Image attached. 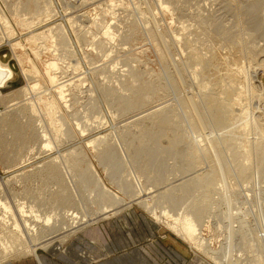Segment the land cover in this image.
Returning <instances> with one entry per match:
<instances>
[{"label": "rangeland", "instance_id": "obj_1", "mask_svg": "<svg viewBox=\"0 0 264 264\" xmlns=\"http://www.w3.org/2000/svg\"><path fill=\"white\" fill-rule=\"evenodd\" d=\"M34 1L0 0V13L5 14L10 22V28L14 29L8 36L2 26L0 27V60L15 73L14 80L0 90V201L8 207L11 219H24L20 214L22 209L27 212L34 210L42 216L59 215L57 226L60 227L55 226L53 230L45 229L47 234L57 231L54 233V239V236H51L53 243L50 245L59 241L68 242L83 232L85 228L76 233L71 232L72 230L64 232V229H61L70 223L72 225L70 212L73 210L79 217L86 215L93 218L99 209L96 190L93 187L86 189L83 177L77 176V173L73 174L67 166L69 165L67 159L69 161L72 153L81 148L80 151L86 153L88 160L94 165L110 191L126 199L125 189L133 193L137 189L141 198L150 204L158 203L163 198L165 190H161L163 188L161 183L163 179L173 174L171 169H186L183 167L186 165L188 168L189 162H192L190 160L194 149L192 150V147L188 149L186 145L188 136L190 137V134L192 136L194 130H197L196 132L207 135L205 139L208 138L203 145L206 146V150L202 147L205 151L200 148L198 153L203 162L191 163L193 174L186 177H176L173 174V179L170 178L171 180L165 184V193L172 195L174 184L186 185L187 180L192 181L194 177L200 178L201 175L209 176L206 179V186L204 189L198 188L200 193H194L193 196L197 188L190 190L192 194L190 191L180 193L181 195L178 193L177 205L166 204L164 207L166 210L179 209L186 199L183 204H187V201L190 203V212H198V216L203 218L209 215L210 218L205 219L203 235L212 239L213 249H221L227 237H230L236 251H239L234 260L239 259L242 264H264V144L258 142L264 140V0H36L37 16L42 8L48 16L39 14L40 18L35 20V23L33 16L29 14L31 11L25 7L33 5ZM7 2L13 6L18 3L21 6V16L12 15ZM164 4L171 7V12L161 10ZM25 9L27 11H24ZM23 21L34 24L28 29L20 24ZM59 27L63 28L64 35H67L69 49L67 46H59V43L54 45L55 38L43 39L51 29L56 34ZM108 28L113 32V38L115 37L112 42L108 37L103 38ZM174 36L180 39L178 43L172 40ZM44 44L48 50L43 48ZM38 49L40 57L36 58L34 50ZM163 51L166 53L163 54ZM52 59L61 65V72H57L59 80L66 84L70 82L66 91L69 95H66L68 101H61L56 88L47 80L42 81L41 88L37 90L38 94L32 91L27 93L28 96H25V93L21 94L22 90L30 88L23 75L24 69L36 65L41 73L44 63ZM76 84L84 87H76ZM39 96L46 100L55 98L59 102L61 112L57 113L56 118H62L67 128L72 129L70 125L75 128L76 122L89 126L85 135L80 136V131L76 127L75 137L69 139L62 136L58 142L44 113L46 106L39 102ZM123 97L128 100L129 106L124 103L125 100L121 101ZM131 98L136 103L132 107ZM32 101L36 103L37 109H40L37 115L26 109ZM67 103L69 105L65 107ZM129 107L132 109L128 110ZM160 108L161 110L164 108L163 112H166L162 115H168L167 118L171 116L170 120L174 121L175 115L178 117L175 124L169 120L172 125L168 126L176 127L171 128L173 132L166 126L169 123L164 127L162 123L164 120L157 122V118L152 115ZM194 113L199 121L195 126L190 122L195 118ZM141 120L142 122L138 123ZM149 123L157 125H152V128ZM44 126L48 127L47 132L52 133L51 140L58 142L53 143L50 148L52 150L44 146L45 141L41 135L43 133L41 131L44 130L41 127ZM154 127L160 135L154 132ZM215 129L220 131L215 132ZM147 130L151 133L146 132ZM179 130L181 134L185 130L186 132L181 136ZM212 130L217 134H212ZM128 131L130 139L127 137L128 133L125 137L123 134ZM227 132L231 134H225ZM161 133L165 137L170 136V133L172 136L177 133L181 137L178 150L175 148L177 152L179 151V157L171 160L165 155L170 149H164V155L161 153L163 150L158 149L155 154L160 153L158 155L160 160H165L159 169L152 171L150 168L153 166L150 167L149 163L155 159L153 153L156 150L153 152L152 149L155 147L151 148L150 145L155 142L154 137H162ZM152 135L154 136L150 137ZM218 135L223 137H220L223 140L225 138L224 142L218 140L220 139ZM139 137L141 139L144 137L143 140L147 138L144 141L148 143H139L143 140L137 142ZM244 141L250 147L262 146V150L256 153L257 155L252 154L255 147L243 151L241 143ZM90 142L93 143V147L89 148L85 144ZM153 145L155 146L154 143ZM216 146L219 149L217 158L221 167L220 172L213 171L215 163L212 156L208 158L209 155L208 157L205 155L207 150L215 152ZM148 150L152 155L149 157L150 160L147 157L150 154L146 153ZM70 152L72 155L68 154ZM57 157L59 160L54 161ZM147 160L149 163H145L144 170L151 174L150 177L138 174L140 167L143 170V161ZM86 164L83 162L82 166L85 168ZM52 165H57L61 171L60 176L63 177L61 180L59 177L56 179V176L41 172ZM45 174L48 176H44ZM127 180L133 182L129 187H125ZM119 187L123 188L124 192L120 191ZM196 195L198 197L192 202L194 200L192 197ZM159 207L164 208L161 204ZM126 212H143L163 231L179 239L182 246L188 250L189 257L196 258L197 254L203 256L166 225L157 223L155 217L142 206L133 204L119 216ZM115 218L110 217L107 220ZM31 219L32 217L26 218L32 223H37L34 218ZM4 229L6 233L2 232ZM9 230L6 227L0 228V238L4 236L3 238L11 244L13 239ZM46 232L42 233L43 235L39 233L37 237L47 236ZM59 234H62L61 237ZM0 248V264L31 255L21 253L11 256L10 253H4L3 247Z\"/></svg>", "mask_w": 264, "mask_h": 264}, {"label": "bare ground", "instance_id": "obj_2", "mask_svg": "<svg viewBox=\"0 0 264 264\" xmlns=\"http://www.w3.org/2000/svg\"><path fill=\"white\" fill-rule=\"evenodd\" d=\"M19 1V0H18ZM4 2H6V0H4ZM8 3V2H7ZM163 4V3H162ZM7 5V4H6ZM113 6V5H112ZM7 7V6H6ZM8 7H9V9L11 10L10 12L12 13V15H19V16H21L20 14V8H21V6L20 5H18V3H16L14 6L13 5H11L10 3H8ZM26 7V9H27V7L29 8V11H31V13H29V14H31L33 17V20H34V23H35V20H39V18H40V16L42 15V16H44V14H47L46 12H45V9H41V12L39 13L40 14V16H39V14H38V16H37V11H38V9H37V1L35 0L34 1V4L33 5H31V6H25ZM24 10V11H27V10ZM161 10L162 11H170L171 12V7L168 5V4H164V5H162L161 6ZM47 11V10H46ZM2 12V11H1ZM173 12V11H172ZM26 14V13H25ZM172 14V13H171ZM47 16H48V14H47ZM86 16V15H85ZM34 23H29V22H27V21H23V22H21L20 24L21 25H23V26H26V27H28V29L29 28H31V25L32 24H34ZM134 25V24H133ZM2 26V28L4 29V32H5V34H8V36L10 35L9 33L10 32H12V31H14V29L12 30L11 28H10V22L8 21V18L5 16V14H2V13H0V27ZM74 26V25H73ZM75 27V26H74ZM111 28V27H110ZM110 28H108L106 31H105V35L106 36H104L103 38H105V37H108V39L110 38V40L109 41H111V40H114V38H113V32H111V29ZM158 28V27H157ZM77 29V28H76ZM64 30H63V28H61V27H59L58 29H57V33L56 34H54L53 33V29H51L49 32H48V34H45V38H43V39H45V40H48V39H53V38H55L56 40H52L53 41V43H54V45H58V43H59V46H61V47H65V46H69L68 44H69V42H68V38L64 35L65 34V32H63ZM2 32V31H1ZM161 32H163V31H161ZM168 32V31H167ZM3 34V33H2ZM44 34V33H43ZM104 35V34H103ZM153 35H154V33H153ZM157 35V34H156ZM176 35V34H175ZM80 37V36H79ZM79 37H77V39L79 38ZM83 38V37H82ZM85 38V37H84ZM59 39H60V41H59ZM81 39V38H80ZM156 39V38H155ZM167 39V38H166ZM79 40V39H78ZM82 40V39H81ZM175 43H178L179 42V38L177 37V36H174V38L172 39ZM56 41V42H55ZM59 41V42H58ZM83 41V40H82ZM112 42V41H111ZM157 42V41H156ZM155 43V42H154ZM162 44V43H161ZM17 46V45H16ZM15 46V47H16ZM53 46V45H52ZM43 48L45 49V48H47V47H45V44L43 45ZM63 49H67V48H63ZM68 49H69V47H68ZM67 49V50H68ZM43 50V49H42ZM47 50H48V48H47ZM50 50H52V48L50 49ZM70 51V50H69ZM43 52V51H42ZM34 53H35V56H36V58H39L40 57V50L38 49V50H34ZM164 53H166V51H163V54ZM34 63V62H33ZM35 64V63H34ZM61 65L59 66V64L56 62V60L54 61V59H52L51 61H48V62H46V63H44V65H43V67H42V71H41V73H40V71H39V69H37V67H36V65L34 66H29L28 68H26V69H24V77H25V79H26V81H28V83H29V86H30V88H26V89H24V90H22L23 92H21V94L22 93H25V96L27 95L28 96V94L27 93H30L31 91L32 92H36L37 93V90L38 89H40L41 88V86H42V81L43 80H47V81H49L50 82V84L53 86V88L55 87L56 88V92L58 93V95H59V99H61V101H63V102H67L66 101V95H68L67 93H66V91H67V89H68V87L70 86L69 84H70V82H68L69 84H66V82H61L60 80H59V77H58V73L57 72H59L60 70H61ZM79 69V68H78ZM120 71V70H119ZM118 71V72H119ZM240 71H242V70H240ZM61 72V71H60ZM75 72V71H74ZM79 72V71H78ZM96 72V71H95ZM131 72V71H130ZM121 73V72H120ZM95 74V73H94ZM113 74V73H112ZM111 74V75H112ZM237 76V75H236ZM64 77V76H63ZM113 77V76H112ZM130 77V76H129ZM14 78H15V73H14V71H12L11 69H8V65H6V64H4L1 60H0V90L1 89H4V88H6L7 86H8V84L12 81V80H14ZM137 78V77H136ZM236 78H239V77H236ZM61 79V78H60ZM82 79V78H81ZM105 80V79H104ZM120 80V79H119ZM132 80V79H131ZM239 80V79H238ZM240 80H241V78H240ZM82 81V80H81ZM103 81V80H102ZM133 81V80H132ZM84 82H86V81H84ZM83 82V83H84ZM252 82V81H251ZM81 83V82H80ZM73 84V83H72ZM124 84V83H123ZM116 85V84H115ZM118 85V84H117ZM121 85V84H120ZM51 86V87H52ZM83 86V85H82ZM82 86H77V84H76V87H79V88H82ZM122 86V85H121ZM75 86H74V88H76ZM84 87V86H83ZM109 87V86H108ZM142 88V87H141ZM77 89V88H76ZM75 89V90H76ZM77 90H81V89H77ZM90 92V91H89ZM102 92V91H101ZM56 93V94H57ZM38 94V93H37ZM73 94V93H72ZM182 94V93H181ZM24 95V94H23ZM74 95H75V93H74ZM125 95V94H124ZM69 96V95H68ZM127 96H128V92H127ZM242 97V96H241ZM108 98H109V96H108ZM129 99H130V97H128ZM189 98V97H188ZM243 98H244V96H243ZM132 99V98H131ZM192 99V98H191ZM190 99V100H191ZM38 100H39V102L41 103V104H44L45 106H46V112H44L45 114H46V117H48V119H49V123H50V126L52 127V129H53V131L55 132V134H54V136L56 135V137H57V139H56V137H54L56 140H58V142H60V137H67V138H72V137H75L77 134H76V132H75V128L76 129H78V131H80V136H84L85 135V133L87 132V128L89 127H86L85 125H82L83 123H81V122H76L75 123V128L73 127V126H71L70 125V127H72V129H70L69 127L67 128V125L65 124V122L62 120V118H56V116H57V113H59V112H61L60 111V105H59V102L54 98L53 100H52V98L50 99V100H46L43 96H39L38 97ZM124 101V103L125 104H127V99L126 98H122L121 99V101ZM133 100V99H132ZM132 100H130V101H132ZM129 101V102H130ZM136 101V100H135ZM185 101V100H184ZM242 101V100H241ZM30 102V101H29ZM133 102H134V100H133ZM133 102L131 103V106L130 107H132V105H134L135 106V102H134V104H133ZM185 102H188V100L187 101H185ZM192 102V101H191ZM69 103V102H68ZM67 103V106H65V107H68V104ZM70 103H71V101H70ZM119 103V102H118ZM123 103V104H124ZM238 103H240V102H238ZM36 103H34L33 101L31 102V103H29L28 104V106H26V109H30V111L31 112H33V113H35L34 115H37L36 113H38V111L40 110H38L37 109V107H36V105H35ZM129 104L130 103H128L127 104V106H129ZM191 104V103H190ZM109 105V104H108ZM181 105V104H180ZM185 105H186V103H185ZM133 106V107H134ZM187 106V105H186ZM191 106V105H190ZM122 107V106H121ZM125 107V106H124ZM129 107V108H130ZM138 107V106H137ZM185 107V106H184ZM70 108V107H69ZM136 108V107H135ZM187 108H188V106H187ZM191 108V107H190ZM120 109V108H119ZM121 109H123V107L121 108ZM127 109V108H126ZM132 108H130V109H128V110H131ZM164 109V108H163ZM163 109L161 110V108H160V110L159 111H157V112H154V113H152V115L153 116H155V119H156V121L157 120H164L162 123H164V127H168L169 128V130H171L172 131V129L171 128H174V127H170L172 124H171V122L169 123V118H171V116H169V118H167L166 116H168V115H162L163 113H166L165 111L163 112ZM124 110H125V108H124ZM149 110V109H148ZM165 110V109H164ZM189 110V109H188ZM156 111V110H155ZM169 111V110H168ZM170 111H172V109H170ZM173 111H174V109H173ZM43 113V112H42ZM169 113V112H168ZM143 114V113H142ZM192 114V113H191ZM189 115L190 117L192 116V115ZM33 115V116H34ZM139 115V114H138ZM151 115V116H152ZM172 115V114H171ZM178 115V114H177ZM185 115V114H184ZM195 115V113L193 114V116ZM73 116H76V117H78L79 118V116H77V115H73ZM149 116V115H148ZM85 117H86V115H85ZM173 118H174V121L171 119L170 121H173L172 123L173 124H175V120H176V122H178V117L176 118V115L175 116H173ZM180 118V117H179ZM75 119V118H74ZM87 119V118H86ZM166 119V120H165ZM167 119H168V121H167ZM191 119H193L192 117H191ZM199 119V118H198ZM76 120V119H75ZM79 120V119H78ZM189 121H190V118L188 119ZM213 120V119H212ZM37 121V120H36ZM81 121V120H80ZM100 121V120H99ZM73 122V121H72ZM101 122V121H100ZM99 122V123H100ZM140 122H142V120L141 121H138V123H140ZM158 122V121H157ZM192 124H193V126H195V124H197V122H199L198 120H197V117H196V115H195V118L193 119V120H191L190 121ZM41 123V122H40ZM146 123V122H145ZM167 123H169V124H167ZM86 124V123H85ZM131 124V123H130ZM134 124V123H133ZM135 124H136V122H135ZM150 124V123H149ZM154 124H156V123H154ZM154 124H152L153 126H154ZM165 124H167L166 126H165ZM183 124V123H182ZM220 124H222V123H220ZM87 125V124H86ZM151 125V124H150ZM152 125H151V127H152ZM157 125V124H156ZM168 125H170V126H168ZM41 126V125H40ZM137 126V125H136ZM219 126V125H218ZM91 127V126H90ZM131 127V126H130ZM133 127H134V125H133ZM139 127V126H138ZM138 127L136 128V129H138ZM150 127V126H149ZM162 127H163V124H162ZM163 127V128H164ZM178 127V126H177ZM42 129H44V130H42L41 132H43L41 135H43L42 136V139L44 138V141H45V143H44V146L47 148V149H50V148H52V146H53V143H58L57 141H52L51 139H53L52 138V133L50 134V132H47V129L46 128H48V127H46L45 128V126H44V128L43 127H41ZM65 128H67V130H65ZM153 128V127H152ZM151 128V129H152ZM160 128V130L162 129L161 128V126L159 127ZM176 128V127H175ZM174 128V129H175ZM182 128V127H181ZM184 128V127H183ZM182 128V129H183ZM194 128V127H193ZM46 129V130H45ZM89 129V128H88ZM129 129V128H128ZM146 129H148V128H146ZM154 132L156 131V129L157 128H155L154 127ZM165 129V128H164ZM185 129L187 130V128L185 127ZM190 129V128H189ZM220 129V128H219ZM51 130V129H50ZM149 130H150V128H149ZM149 130H147L146 132H148ZM159 130V131H160ZM186 130L184 131V132H186ZM217 129H215L214 131L215 132H217L216 131ZM221 130V129H220ZM219 130V131H220ZM223 130V129H222ZM49 131V130H48ZM72 131H74V133L72 132ZM132 131V130H131ZM140 131L141 130H139V136H141L140 135ZM151 131H153V130H151ZM182 131V130H181ZM192 131L193 130H191V133H192ZM197 131V130H196ZM195 130H194V132L192 133L193 135L191 136V134H190V137L188 136V144L186 145V147L189 149V148H191L192 147V150H193V152H192V155H191V160L190 161H192V162H189V159H188V162H189V164L191 165V163L193 164V163H198L199 164V162L200 161H202L203 162V160H200L201 159V157L199 156V150H200V148L202 149V150H204L205 149V147H203V145L205 144V142L207 141V139H205L206 137H207V135H205V134H202V133H200V132H196ZM210 131V130H209ZM218 131V132H219ZM40 132V133H41ZM142 132H143V130H142ZM150 132V131H149ZM157 132V134L158 135H160V132H158V130L156 131ZM155 132V133H156ZM161 132H163L164 133V131H161ZM167 132H168V129H167ZM173 132V131H172ZM171 132V133H172ZM177 132V131H176ZM179 132H180V130H179ZM184 132L181 134V132H180V135L182 136L183 134H184ZM51 135L50 137H49V134ZM127 133H128V135H127ZM131 133V132H130ZM151 133V132H150ZM149 133V134H150ZM154 133V134H155ZM163 133H161V135H162V137L160 136V137H154V141L155 142H152V144L150 145V147L151 146H153V147H155V149L153 150L152 149V151L154 152L155 150H156V152H154L153 154H155V153H157V151H158V149L160 150V151H162L161 153H163L166 149H170V151L168 152V150H167V152L165 153V155H167L168 157H170V159L171 160H173L174 158H177V157H179V151L177 152L176 150H178L177 149V147L178 146H180V143H181V137L180 136H178V134L177 133H175L174 134V136H172L171 135V133H170V136L168 135V137H165L164 135H163ZM224 133V132H223ZM231 134V132H227V133H225V134ZM124 134V137L127 135V137H129L128 139H130L131 137L129 136V131L128 132H126V133H123ZM156 134V135H157ZM168 134V133H167ZM212 134H215L214 132H213V130H212ZM217 134V133H216ZM215 134V135H216ZM121 135H122V132H121ZM132 135H133V133H132ZM138 135V134H137ZM137 135H135L136 137H137ZM219 135H221V133H219ZM219 135H218V138H220L219 137ZM223 135V134H222ZM118 136V135H117ZM134 136V135H133ZM144 136V135H143ZM154 135H152V136H150V137H153ZM64 137V138H65ZM127 137H126V139H127ZM226 137H228V136H226ZM232 137V136H231ZM121 138H122V136H121ZM134 138V137H133ZM132 138V139H133ZM139 138H140V140H139ZM138 138V140H137V142H139V141H141V140H143V138L144 137H142V139H141V137H139ZM215 138H217V136L215 137ZM221 138H223V137H221ZM218 139V140H223V139ZM75 139V138H74ZM124 139V138H123ZM131 139V140H132ZM145 139H147V138H145ZM144 139V140H145ZM183 139V138H182ZM230 139V138H229ZM229 139H228V141H229ZM234 139V138H233ZM233 139H231V140H233ZM65 140V139H64ZM122 140V139H121ZM134 141H136L135 140V138L133 139ZM142 141V142H139V143H144L145 142V144H147L146 143V141ZM214 140H216V139H214ZM224 140H225V138H224ZM224 140H223V142H224ZM113 141V140H112ZM125 141H127V140H125ZM128 141H130V140H128ZM134 141H133V143H134ZM153 141V140H152ZM149 142H151V141H149ZM208 142H209V140H208ZM215 141H213V143H214ZM216 142H218L217 140H216ZM234 142H235V140H234ZM258 142L259 143H262V144H264V140L262 141L261 140V142L258 140ZM136 143V142H135ZM153 143L155 144V146L153 145ZM212 143V142H211ZM125 144H127V143H125ZM130 144V143H129ZM132 144V143H131ZM130 144V145H131ZM207 144V143H206ZM216 144V143H215ZM225 144H227V142L225 143ZM242 144V148H243V151H245V150H247V149H250L251 147H255V149L254 150H252V154H254L255 153V155H257L256 153H258L260 150H262V146H248V144H247V142H242L241 143ZM85 145H87L89 148L90 147H93V143L92 142H90V143H86ZM133 145V144H132ZM131 145V146H132ZM144 145V144H143ZM143 145L141 146V147H143ZM216 145H218V144H216ZM129 146V145H128ZM134 146V145H133ZM208 147H209V144L207 145ZM212 146V145H211ZM111 147V146H110ZM141 147H139V148H141ZM204 149H203V148ZM228 147H229V145H228ZM228 147H227V149H228ZM138 148V149H139ZM152 148V147H151ZM175 148H176V150H175ZM214 148H217L216 150L214 149ZM213 149L215 150V152L214 151H212V150H207L206 151V156L208 157V155H209V157L208 158H210L211 156H212V159H213V163H215V167L213 166V171L214 170H217L218 172H220L219 170L221 169V167L218 165V163H219V159L217 158V155H218V157H219V154H218V151H219V149H218V147L216 146V147H214ZM131 149V148H130ZM142 149V148H141ZM165 149V150H164ZM50 150H52V149H50ZM77 150V151H76ZM75 151H74V153H72V152H70V153H68L69 155H72V157L70 158V160L68 161V159H67V162H68V164L69 165H67L68 166V168L71 170V171H73V174H75V173H77L76 175L78 176V175H81V178L83 177V179H84V182H85V188L87 189V188H89V189H91V187H93L95 190H96V192H97V197H96V201H97V203H98V205H99V209H98V212L95 214L94 213V217L92 218V216L91 217H89V216H86V215H84L83 217H79V215L77 214V213H75L74 212V210H73V212H70L71 213V216H72V219H70L71 220V222H72V225H71V223H70V225L68 224L67 226H64V228H61L62 230L64 229V232L65 231H69V230H72L71 232H75L76 233V231H78V230H80L81 231V229H84V228H86L87 227V229H91V228H93V227H96L98 224H99V222H101V221H103V220H107V218H110V217H118L119 215H120V213H122L124 210H126V209H128V208H130L133 204H137V205H140V206H142L144 209H146L147 211H149L148 213H150L151 215H153L154 217H155V219H156V221H157V223H159V224H164V225H166L169 229H171L173 232H175L179 237H181L184 241H187L188 243H190V245H192L195 249H197L200 253H202V255L203 256H200V255H198L197 254V256H196V258L193 260V263L194 264H211L210 262H212L213 264H242L241 262V260H239V259H235L234 260V257L235 256H237V254L239 255V251L237 250L236 251V249H235V247H234V245H233V242H232V238H230V237H227V240H226V242L223 244V247L221 248V249H219V250H215V249H213L212 248V239H208V238H205L204 237V235H203V230H204V228H205V226H206V218L208 219V218H210L209 217V215L207 216V217H205V218H203L202 216L201 217H199L198 216V212H190V209H191V206H190V203L188 204V201H187V204H183L184 202H185V200H183L184 202L182 203V205H181V207H179V209H176V210H173V209H171V210H166L165 209V207H164V205H166V204H169V205H172V206H176L177 205V196H176V194H180V193H187V192H189L190 190H195L196 188H197V190H195L194 192H193V194H192V192H191V194H192V196L193 195H195L194 193H200V190H198V188H200V187H203V189H204V187L206 186L205 185V183H206V179L209 177V176H203V175H201L200 176V178H196V177H194L193 179H192V181L191 180H187L185 183H186V185L184 184L183 185V183H178V184H174L175 186H173V193H172V195H170V194H166L165 193V190H166V187H165V184L166 183H168L169 182V180H171V179H173L172 177H174V175L173 174H175V176L177 177V176H181V177H183V176H188V175H190V174H193V172H192V168H193V165L192 166H190L189 165V167L187 168L186 167V165L183 167V168H186V169H180V168H178V169H175V170H172L171 169V171H172V175L170 174L169 175V177L168 178H166V179H163V181H162V183H161V186L163 187L161 190H163V189H165L164 190V194H163V198L160 200V202H158V203H153V204H150L149 202H147L146 200H144V198H141L139 195H141L138 191H137V187H135V189H136V191H134V193L131 191V190H129V189H125V190H127V192H124V190H123V188H118L120 191H123L124 193H125V195L127 196L126 197V199L125 198H122V197H120V196H118L117 194H115V193H113L112 191H110L109 189H108V187L105 185V183L103 182V180L101 179V177L99 176V174H98V172L96 171V169H95V167H94V165L92 164V163H90V161L88 160V157H87V155H86V153L84 152H81L82 151V148L79 150V149H76ZM79 150V151H78ZM84 150V149H83ZM150 151H151V149H149ZM149 150H148V152H146L147 154L149 153ZM191 150V151H192ZM206 150V149H205ZM204 150V151H205ZM114 151V150H113ZM151 151V152H152ZM212 151V152H211ZM118 152V151H117ZM138 152V151H137ZM151 152L149 153L150 154V156H147V154H145L148 158L149 157H152V155H151ZM72 153V154H71ZM187 152H185V154H186ZM191 153V152H190ZM204 153V152H203ZM119 154V153H118ZM118 154H116V155H118ZM143 154V153H142ZM160 154V153H159ZM158 154V155H159ZM122 155V154H121ZM157 154H155V156H153V158H155L153 161H150L151 163H149L148 162V160H147V162H145V161H143V170H142V167H140L141 169H140V173H138L139 175L141 174V176H143L144 174H146V175H148L149 177H150V173H148V172H146V170H144V166H146L145 165V163H149L150 165V167L151 166H153V168H150V170H154V169H159V166L160 165H162L163 163H164V160L162 161V159L160 160V158H159V156H158ZM163 155H164V153H163ZM204 155V154H203ZM204 155V156H205ZM262 155H263V153H262ZM261 155V156H262ZM83 156V157H82ZM131 156V155H130ZM145 156V157H146ZM67 157H68V155H67ZM70 157V156H69ZM119 157V156H118ZM128 157V156H127ZM142 157L144 158V156L142 155ZM146 157V158H147ZM163 157H165V156H163ZM168 157H166L167 159H168ZM63 158V157H62ZM86 158H87V160H86ZM117 158V157H116ZM121 158V157H120ZM161 158H162V156H161ZM189 158V157H188ZM166 159V160H167ZM247 159H248V155H247ZM59 159H58V157L54 160V161H58ZM63 160H64V158H63ZM62 160V161H63ZM144 160V159H143ZM149 160H150V158H149ZM169 160V159H168ZM53 161V162H54ZM66 161V160H65ZM64 161V162H65ZM142 161V160H141ZM207 161V160H206ZM83 162H85V163H87L86 164V167L84 168L83 166H82V164H83ZM183 162V164H184V161H182ZM107 163V162H106ZM118 163V162H117ZM166 163V162H165ZM208 163L210 164V161H208ZM103 165H105L104 163H102ZM109 164V163H108ZM112 164V163H111ZM120 164V163H119ZM121 164H122V161H121ZM123 164H124V162H123ZM201 164V163H200ZM50 165V164H49ZM60 165V164H59ZM110 165V164H109ZM188 165V164H187ZM57 165H52V166H50V167H46L47 169H45V170H41V172H45V173H47L48 175H53L54 177L56 176V179H57V177H59V180H61V178H63L62 177V175L60 176V173H61V171L56 167ZM67 166H66V168H67ZM106 166V165H105ZM111 166V165H110ZM112 166H113V164H112ZM125 166V165H124ZM123 167V166H122ZM147 167H148V165H147ZM158 167V168H157ZM209 167V166H208ZM211 167H212V164H211ZM45 168V167H44ZM67 168V169H68ZM106 168H108L107 166H106ZM149 168V167H148ZM148 168H146V169H148ZM42 169H43V167H42ZM209 169V168H208ZM211 169V168H210ZM209 169V170H210ZM69 170V171H70ZM207 170V169H206ZM69 171H68V174H70L71 173V171H70V173H69ZM202 171V170H201ZM222 171V170H221ZM40 172V171H39ZM209 172V171H208ZM214 172H216V171H214ZM222 172H224V171H222ZM200 173V172H199ZM211 173V171L209 172V174ZM40 174V173H39ZM47 174H45L44 176H46ZM62 174V173H61ZM66 174V173H65ZM216 174V173H215ZM41 175V174H40ZM47 175V176H48ZM195 175V174H194ZM50 176V177H51ZM73 176V175H72ZM75 177V176H74ZM171 178V179H170ZM128 179V178H127ZM177 179V178H176ZM175 179V180H176ZM189 179H191V178H189ZM61 182V181H60ZM63 182V181H62ZM126 184H125V187H129L130 185H132V181L131 180H127V182H125ZM141 183V182H140ZM63 185V184H62ZM83 185H84V183H83ZM208 185V184H207ZM136 186V185H135ZM60 187H62V186H60ZM143 187V186H142ZM168 187V186H167ZM62 188H64V187H62ZM68 188V187H67ZM189 188V189H188ZM83 189H84V187H83ZM186 189H188L187 191H186ZM202 190V189H201ZM63 191V190H62ZM204 191V190H203ZM87 192H89L88 190H87ZM90 192H92V191H90ZM67 193V192H66ZM66 193H65V196H66ZM94 193V192H93ZM63 195V194H62ZM181 195V194H180ZM189 195H190V193H189ZM201 194H199V196H200ZM95 196V195H94ZM183 196H185V195H183ZM190 197V196H189ZM198 197V195H196L195 197H192V199H194L192 202H194L195 201V199ZM206 197V196H205ZM183 198V197H182ZM181 198V199H182ZM90 199V198H89ZM93 199H94V197H93ZM192 199H188V200H192ZM181 202H182V200H181ZM82 203H83V201H82ZM91 203H93V202H91ZM159 204H161L164 208H160L159 207ZM167 206V205H166ZM34 208V207H33ZM174 208V207H173ZM176 208H178V207H176ZM36 210V209H35ZM96 211H97V207H96V209H95ZM2 211V212H1ZM4 211V212H3ZM30 211V210H29ZM27 212V211H24L23 209L21 210V212H20V214L23 216V218L24 219H22V220H12L11 219V212H9V209H8V207L4 204V203H2L1 201H0V225L2 226V227H0V228H3V227H6L7 229H10L9 231L10 232H12V233H10V235H11V238L13 239V242H11V244H9V242H8V240H6L5 238H3L4 236H2L1 238H3V239H1L0 238V246L1 247H3V251H4V253H6V254H11V256H14V255H17V254H20L21 255V253L22 254H24V253H30V254H35L37 251L36 250H39L38 248H40V247H47V246H49L50 244H51V242L53 241H51V239L50 238H52L51 236L53 235H55L54 233L55 232H57V231H55L54 230V232L52 231V233L50 232L49 234H47V232L45 231V229L46 230H53V229H55V226L56 227H58L57 226V224H59V221H58V218H59V215L58 216H56L55 214L53 215V216H51V215H44V216H42L41 214H39L38 212H36V211H30V212ZM94 211V210H93ZM77 212V211H76ZM82 213V212H81ZM202 213H204V212H202ZM28 214H29V216H28ZM70 215V214H69ZM15 216V215H14ZM18 216V214H16V217ZM68 215H66V217H67ZM16 217H14V218H16ZM31 218L32 217V219L34 218V220L37 222V223H35L34 221V223H32V222H30L29 220H26V218ZM64 218V217H63ZM68 218V217H67ZM70 218V217H69ZM31 219V220H32ZM60 220H62V219H60ZM69 220V221H70ZM211 221V220H210ZM67 222V221H66ZM213 222V221H212ZM40 223V225H38ZM210 223V222H209ZM214 223V222H213ZM214 225V224H213ZM216 225H217V223H216ZM60 227V226H59ZM90 227V228H89ZM216 228H218L217 226H216ZM215 228V229H216ZM57 229V228H56ZM61 230V231H62ZM3 233L5 232V229H4V231H2ZM44 232H46V235L47 236H42L43 234L42 233H44ZM88 230H87V234L86 235H88ZM6 233V232H5ZM39 233H41L42 235V237H37L38 236V234ZM61 233V232H60ZM2 234V233H1ZM9 234V233H8ZM58 234V233H57ZM74 234V233H73ZM3 235V234H2ZM5 235V234H4ZM60 235V234H59ZM58 235V236H59ZM62 235V234H61ZM61 235L59 236V237H61ZM91 235H92V238L93 237H95V232H92L91 233ZM1 236V235H0ZM57 236V237H58ZM65 236V235H64ZM66 236H68V235H66ZM48 237H49V239H48ZM56 237V238H57ZM55 238V236L53 237V239ZM62 238H63V236H62ZM65 239H66V237H64ZM65 239H63V240H65ZM68 239V238H67ZM53 243V242H52ZM1 249V248H0ZM2 255H3V253H2ZM5 256H7V255H5ZM8 257V256H7ZM7 257H4V259L6 258L7 259ZM208 258L209 260H207L206 258Z\"/></svg>", "mask_w": 264, "mask_h": 264}, {"label": "crops", "instance_id": "obj_3", "mask_svg": "<svg viewBox=\"0 0 264 264\" xmlns=\"http://www.w3.org/2000/svg\"><path fill=\"white\" fill-rule=\"evenodd\" d=\"M182 245L143 212H126L4 264H194Z\"/></svg>", "mask_w": 264, "mask_h": 264}]
</instances>
